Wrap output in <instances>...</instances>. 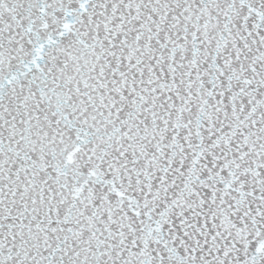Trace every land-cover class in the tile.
<instances>
[{
    "label": "snow or ice",
    "instance_id": "obj_1",
    "mask_svg": "<svg viewBox=\"0 0 264 264\" xmlns=\"http://www.w3.org/2000/svg\"><path fill=\"white\" fill-rule=\"evenodd\" d=\"M0 264H264V0H0Z\"/></svg>",
    "mask_w": 264,
    "mask_h": 264
}]
</instances>
